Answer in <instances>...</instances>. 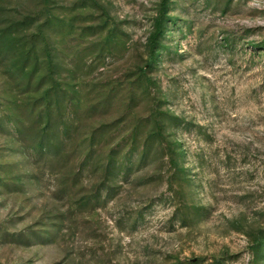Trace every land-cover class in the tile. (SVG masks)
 Returning a JSON list of instances; mask_svg holds the SVG:
<instances>
[{
	"label": "rangeland",
	"instance_id": "obj_1",
	"mask_svg": "<svg viewBox=\"0 0 264 264\" xmlns=\"http://www.w3.org/2000/svg\"><path fill=\"white\" fill-rule=\"evenodd\" d=\"M0 264H264V0H0Z\"/></svg>",
	"mask_w": 264,
	"mask_h": 264
},
{
	"label": "trees",
	"instance_id": "obj_2",
	"mask_svg": "<svg viewBox=\"0 0 264 264\" xmlns=\"http://www.w3.org/2000/svg\"><path fill=\"white\" fill-rule=\"evenodd\" d=\"M156 27V32L158 35L162 31V22L159 21ZM155 38L156 36L153 39ZM42 42L44 43L45 48L40 51V54L39 51L34 50V47H31L30 51H25V49H23L21 53L17 54V72H19L22 77L38 75L40 71H42L41 66L43 62H47L46 66L48 67V73L50 72V68L52 69V72H54L53 55L51 50L48 48L49 44L46 37L43 36ZM155 44L156 43H154V45ZM154 47L155 46H153V48ZM18 51L19 46H17V52ZM31 60H33L35 64V67L32 70H30L28 66ZM154 60L155 54H151L148 63L149 67L153 64ZM21 62L22 65H18ZM55 83L57 82L53 81L50 88L44 90H42V88H37L34 92V94L38 96L37 100L41 101V110L38 113V125L41 128V135L35 144L40 148L41 151L45 153H51L54 151L55 147L56 149L59 147L60 143L55 142L57 136H59V138H62V136H69L75 130L71 116L72 102L70 100L67 102V95L65 93L63 94L61 90V83H59V85ZM52 133L55 135L52 136ZM153 136V134H150L147 137V142H145L146 144L142 157L144 154H148V142H150Z\"/></svg>",
	"mask_w": 264,
	"mask_h": 264
}]
</instances>
